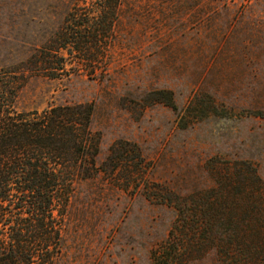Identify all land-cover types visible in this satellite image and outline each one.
I'll use <instances>...</instances> for the list:
<instances>
[{
	"label": "rangeland",
	"instance_id": "1",
	"mask_svg": "<svg viewBox=\"0 0 264 264\" xmlns=\"http://www.w3.org/2000/svg\"><path fill=\"white\" fill-rule=\"evenodd\" d=\"M79 1L0 0V70L45 44L72 10L96 15ZM78 104L93 106L99 175L73 187L55 264H154L170 232L183 253L176 264H242L249 232L264 237L253 189L255 175L264 184V0H124L103 56L29 78L18 108ZM112 149L134 159V179L104 175ZM219 182L227 203L209 194ZM165 191L188 203L185 219L156 202ZM204 193V207L222 205L215 244L191 227L192 197Z\"/></svg>",
	"mask_w": 264,
	"mask_h": 264
},
{
	"label": "trees",
	"instance_id": "2",
	"mask_svg": "<svg viewBox=\"0 0 264 264\" xmlns=\"http://www.w3.org/2000/svg\"><path fill=\"white\" fill-rule=\"evenodd\" d=\"M79 2L76 4L89 6L96 15H80V9L84 8L72 10L66 16L65 25L45 44L26 59L0 70V264H55L61 256L64 220L73 187L78 181L99 175L95 166L98 136L91 128L92 105L53 106L40 112L18 108L29 78L55 79L65 71L68 58L91 63L103 56L124 0ZM168 105L175 109L171 98ZM111 153L103 164L106 166L104 175L121 181L115 172L120 170L128 173L124 179H134L132 171H139L137 166L129 165L134 159L130 162L125 151L119 153L112 149ZM232 170L227 173L229 182L234 180ZM255 178L257 183L253 189L263 199L264 184L256 175ZM220 186L221 182L217 183L209 194L226 202L229 192ZM206 195L192 197L196 219L191 227L194 235L203 231L204 237L215 244L223 219L222 205L208 203L204 207L209 199ZM153 196L160 204L174 206L178 217L185 219L188 205L182 202L185 200L178 199L174 203L172 195H166V191L161 195L155 192ZM175 242L170 232L169 239L151 254L152 262L176 264L180 252ZM243 244L242 264H264L261 233L251 230ZM189 247L187 243L183 251L188 253Z\"/></svg>",
	"mask_w": 264,
	"mask_h": 264
}]
</instances>
